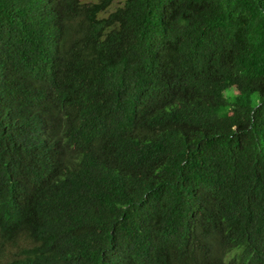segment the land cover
Segmentation results:
<instances>
[{
    "label": "trees",
    "instance_id": "trees-1",
    "mask_svg": "<svg viewBox=\"0 0 264 264\" xmlns=\"http://www.w3.org/2000/svg\"><path fill=\"white\" fill-rule=\"evenodd\" d=\"M0 264H264V0H0Z\"/></svg>",
    "mask_w": 264,
    "mask_h": 264
},
{
    "label": "rangeland",
    "instance_id": "rangeland-1",
    "mask_svg": "<svg viewBox=\"0 0 264 264\" xmlns=\"http://www.w3.org/2000/svg\"><path fill=\"white\" fill-rule=\"evenodd\" d=\"M226 94H228V92H226ZM256 102V96H250V104H254Z\"/></svg>",
    "mask_w": 264,
    "mask_h": 264
}]
</instances>
